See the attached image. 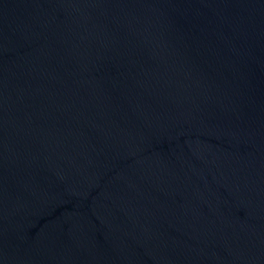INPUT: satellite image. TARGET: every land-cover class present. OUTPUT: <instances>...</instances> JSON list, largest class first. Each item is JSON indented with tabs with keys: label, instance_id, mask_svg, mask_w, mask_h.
Here are the masks:
<instances>
[{
	"label": "water",
	"instance_id": "95a60500",
	"mask_svg": "<svg viewBox=\"0 0 264 264\" xmlns=\"http://www.w3.org/2000/svg\"><path fill=\"white\" fill-rule=\"evenodd\" d=\"M0 264H264V0H0Z\"/></svg>",
	"mask_w": 264,
	"mask_h": 264
}]
</instances>
